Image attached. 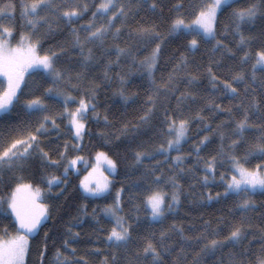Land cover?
I'll return each instance as SVG.
<instances>
[{"label":"snow or ice","instance_id":"snow-or-ice-1","mask_svg":"<svg viewBox=\"0 0 264 264\" xmlns=\"http://www.w3.org/2000/svg\"><path fill=\"white\" fill-rule=\"evenodd\" d=\"M235 0H192L190 7L194 15L191 24L185 23V20L179 14L172 19L169 27V35H178L185 33L191 35L192 39L188 41V50L195 51L198 49L199 44L203 41L212 44L213 52H226L235 57L236 52L233 51L225 43V38L229 32L239 39L236 41V50L243 51L240 57L241 65L247 64L249 59L252 58L250 47L252 41L256 37L246 35L241 29L244 25H254L257 19H264V0H249L245 7L233 8L231 12L232 27L225 26L221 37L217 38L216 22L218 15L226 8L231 7ZM94 3V11H91V18L86 24L81 25L79 28L72 27L76 20L83 19V17L91 10L93 5L88 3V0H21L20 16H21V32L15 44H13L15 28L11 23L16 6L9 4L8 7L12 9L13 15L4 14V9H0V77L3 81L0 82V113L11 114L18 103H20V96L18 92L21 91V84L26 79V73L31 74L32 71H43V73L51 78L52 87L45 89V93L52 96L55 93L56 97H62L64 101V112L59 115L67 117L71 125L77 141L83 139L86 129V120L88 119V112L93 111L95 119L99 120V113L95 112L97 105L94 103L97 89L99 84H95L88 89L90 95L82 96L77 107L74 110L69 109V102L75 101L76 97L65 94L63 91L55 87L60 81H65L71 84V75L65 74L56 67V60L60 54H64L66 49L61 46L60 52H50L44 55L39 54L42 47L41 38L36 35L37 31L42 26H47L45 35H54L59 29L61 22L69 26V32L72 37V48L79 50L80 66L82 71L76 73V84H72L73 88L79 87V82L85 78V73L90 69L93 64L102 62L105 56H110L112 48L105 47L109 34L113 41H118L121 37L122 30L128 25L130 18H135L141 11L155 12L158 8L163 11L160 0H99V3ZM184 8L182 0H177V3L172 5L171 10L179 13L180 9ZM7 19L8 24L3 21ZM55 25V27H54ZM138 39L140 44H150L153 41H159L155 44L149 56L139 61L140 65L144 68L149 80L155 86V95H149L147 98L148 107L142 116L139 117L141 124L148 123L155 112L157 99L163 93H174L178 91L177 84L185 82L188 88L193 87L200 79L199 68L194 72L188 70L187 57L182 53L179 62H177L171 72H169L167 80L157 84L154 79V70L157 66L161 54V46L163 38L157 30V25L153 24H139V26L129 33ZM94 47L101 49V56L97 58L94 54ZM116 54V60H108L105 65L104 78L110 81L111 76L109 73L112 70V65L119 66L121 57H131L136 59L135 54L131 48L120 47L119 44L113 45ZM87 50V51H85ZM254 62L251 65V76L241 70L235 72L231 80L225 78L223 80L213 70L212 63H215L217 68L220 67L219 61H212L209 63L206 72L208 81L212 88L220 92L221 95L229 98V105L222 106L221 104L214 103V100L209 101V105L216 111L225 112L228 114V120H222L215 128L211 125L205 124V130L217 133L220 139L219 150L215 155L210 156L204 161L205 175L202 177L204 185L207 186L210 177L215 179L217 157L227 159L231 162L232 175L230 179H226L224 173L220 174V181L225 185L223 193L217 192L215 197L211 194L207 197L208 200L227 197L230 194H235L241 197L236 208L239 210L240 219L237 223L233 224L226 236L219 238L221 235L220 226L211 229L212 238L208 237V229L210 227L209 221H204V231L195 237L184 235V229L178 228L175 223L168 230H161L158 242L152 238H148L147 242L142 248L134 253L132 260L128 264H201L204 256L215 255L218 250L226 246L235 248L243 244L245 240H249L251 235L252 239H256L255 233L252 232L254 227L252 218L249 215L255 211L256 205L252 196L257 192L264 194V164H257L255 168L247 166L248 158L251 156L259 155L264 157V99H259L258 96L264 94V78L259 80L260 92L253 87L257 82V70L264 73V44L262 50L255 52ZM180 79L177 80V77ZM121 85L125 82V77L119 73ZM222 85L218 87L217 82ZM240 85H244L241 91ZM251 90V94H250ZM121 97L127 102L130 97L125 96L121 90ZM191 98L193 102L197 100V93L194 91L182 92L180 96L176 97V111L170 112L168 108L163 112V123L166 124L167 146L163 143L155 150L149 151H136L134 162L140 164L143 158L154 159L156 154H163L165 162L172 150L178 154L171 157L173 164L170 165L173 169L179 168V172L173 171L171 175L164 180L163 174L155 175L157 166L161 161H156V166L146 170V175L151 176L152 179L148 187L143 189L142 192V206L146 210L147 215L151 221H162L165 218L166 212L177 211V206L181 203V188L179 183L180 173L185 172L181 167L186 157L193 155L189 151L186 155L181 154V144L186 140L189 131V124L192 119L205 121L206 117L202 115L204 108L196 111L195 116L183 115L184 101ZM235 101V103H233ZM22 108L25 112L32 113H47L48 105L39 96L26 99L22 103ZM213 111L212 115L216 114ZM237 112L240 113L239 118H236ZM255 118V119H254ZM105 123H108V116L105 114L103 117ZM51 121L53 128H59L56 116L49 114L43 115L39 121L38 126L33 130L30 125L24 127L8 125L7 130H0V181L4 180L5 173H15L22 171L30 159L38 156L46 167H59L61 162L65 159L68 151L67 141L64 144V150L58 152V158L53 159L49 151H45L41 146L40 135L47 132V122ZM234 124V127H230ZM255 130L258 135L255 141L248 144L244 157L235 155V149L242 143L246 142L245 133ZM123 131L127 133L128 125L124 126ZM164 132L163 129H161ZM103 135V134H102ZM235 137V139H233ZM118 139V138H117ZM230 143L225 145V140ZM211 143L210 136H202L197 143L193 144L197 162L202 158L200 157L201 151L208 147ZM76 149L81 147V144L74 145ZM227 148V150H225ZM103 158L108 167L106 171L114 173L117 169V164L104 152H97L96 159L99 161ZM82 157H75L64 165V172L61 176L52 175L47 183L49 191L53 185H61L67 183V175L69 168H76L78 160ZM96 168H93V172ZM188 171H191L189 169ZM92 173H89L91 176ZM13 177H9L12 179ZM16 179H21L16 177ZM171 184L172 192L171 199H168L169 193L160 186L161 181ZM152 185H155L153 187ZM80 186L86 196L98 197L103 195L109 190L110 180L107 176H103L101 180H97L94 186H91L89 177L86 176L80 181ZM135 187L140 188V184ZM124 189L121 188L116 193L115 201L112 205L104 208L106 215L114 220L113 227L108 232L107 241L108 246L113 251L111 260L106 256L101 264H119V250H128V245L132 240V224L127 223L124 216L118 213L122 211L121 198ZM27 193V195H24ZM40 189L37 188L32 192L30 184L17 183L13 189L11 197L7 200L0 198V222L9 220L14 217V232L9 231L10 225L6 224L0 231V264H25V256L30 251L29 238L33 235H38L39 228L44 220L48 219V205L38 204L37 199L40 197ZM61 192L56 195H62ZM137 193L130 195V200L136 198ZM6 204V207H5ZM140 204H135L134 209L138 212ZM264 217V213H260ZM139 220V216L136 217ZM260 233L259 240L261 241L260 253L256 257L255 264H264V226L258 228ZM170 233H175L179 236L178 241H173ZM155 234H153L154 237ZM79 232H73L71 227L67 228L65 238L62 241V246L57 248L53 258V264H89L86 257L80 256L75 258L77 249L74 246L79 238ZM49 233H44L43 241L41 242V249L38 252V264H44L47 258ZM202 240H206L199 250H194V257L188 261V246L199 245ZM251 243V240H249ZM64 249H69L70 254H65ZM97 252L99 250H96ZM248 249L244 248L241 256L247 254ZM229 264H246L245 260L239 258L236 253H231ZM247 264H252L248 261Z\"/></svg>","mask_w":264,"mask_h":264},{"label":"trees","instance_id":"trees-1","mask_svg":"<svg viewBox=\"0 0 264 264\" xmlns=\"http://www.w3.org/2000/svg\"><path fill=\"white\" fill-rule=\"evenodd\" d=\"M90 1L93 7L83 19L76 20V25L86 24L90 18L91 11L95 10L93 0ZM98 2L99 0H95V3ZM182 2L184 3V8L180 9L179 13H177L171 10L172 5L177 3V0H160L163 8L162 12L159 8L155 12L141 11L135 18H130L128 25L122 30L121 37L118 41H113L111 34H109L105 42V47L112 48L111 55L105 56L101 63L91 65L90 69L85 73V78L79 82L78 88H73L71 85L77 83L76 73L82 71L80 66V60L82 58L79 56V50L72 48L71 36L56 40V46L60 45L66 49V52L60 54L56 60V67L65 72L66 76L70 74L72 80L71 84L60 81L55 87L65 94L76 97L75 102H77L82 96L90 95L88 92L89 88L95 84H99L100 87L97 89L94 103L97 105L95 112L99 113L100 119H95L93 111L88 112L83 142L81 147L76 149L74 147L75 141L72 131L67 125L66 117L62 118L58 114V109L54 104L50 108V111L52 116H56L59 128H53L51 121L47 122L48 130L40 135V141L41 146L44 147L45 151L50 152L53 159L58 158V152L64 150V144L67 141L68 151L65 159L59 167H46L39 157L36 156L29 160L22 171L5 173L4 180L0 181V198L4 200L11 197L12 191L17 183H22L30 184L32 192H35L39 188L41 194L37 199V203L48 205V219L43 221L38 235H33L29 238L30 251L26 255L25 264H38V252L41 249V242L43 241L45 232L49 233V239L47 258L44 264H53L55 251L62 246V241L65 238L68 227H71L73 232L80 233L77 243L74 245L77 249L75 258L84 256L89 261V264H101L106 256L111 260L112 253L115 250L108 246L109 242L106 238L108 232L113 227L114 221L103 214V209L114 203L116 193L121 188L124 191L121 198L122 211L119 212V215L124 216L127 223L132 224V240L128 245L127 251L121 249L117 253L120 258L119 264H128V261L133 259L136 251H142L148 238H152L158 242L161 230L170 229L173 223L178 228L182 227L184 229V235L195 237L204 231V221H209L208 237L211 239L212 228H216L219 225L221 230L219 238H223V236L228 234L231 226L239 221L240 213L236 205L239 203L241 197L230 194L219 200L207 199L209 194L215 197L217 192L223 193L224 185L220 181V174L224 170H230L231 162L227 159L217 157L215 179L213 180L210 177L207 186L204 185L202 180V177L206 174L204 171V161L210 156L215 155L220 145L219 135L205 130L204 125L209 124L211 128H215L222 120H228V114L216 111L209 105V101L214 100V103L221 104L222 106L229 105V98L221 95L220 92L212 88L208 81L206 69L210 62L219 61V68H217L215 63H212V67L221 80L225 78L231 80L232 75L241 70L245 71L250 78L251 65L255 58L254 54L257 50H262V44H264V19H257L254 25L242 26L241 30L246 35L250 34L256 37V39L252 41L250 47L252 58L249 59L247 64L241 65L240 57L244 53L243 51L236 50V41L239 37L236 36L234 39L231 31L225 38V43L236 52L235 57H232L231 54L226 52H213L212 44L215 41L210 43L202 41L197 50L189 51L188 41L192 39L191 35H186L185 33L169 35L171 21L178 14L182 16L185 23H191L195 18L190 7L192 0H182ZM248 2L249 0H235L231 7L219 13L216 22L217 38L221 37V33L224 31L226 25L230 28L233 26L232 9L245 7ZM9 4L16 6L12 19L15 28L12 42L15 44L22 30L20 16L21 0H0V8ZM11 15H13L12 9ZM141 23H154L157 25V30L163 38L161 54L154 70V79L157 84L167 80L169 72L179 62L182 53L187 57L189 71L194 72L197 68L200 70V79L193 87L188 88L185 81L179 82L176 85L178 91L174 93H163V90H161L162 95L157 99L155 112L151 120L144 124L139 122V117L144 114L149 106L147 103L148 96L155 95V86L149 80L147 73L139 61L149 56L155 44L159 41L142 45L134 33L130 37L129 33ZM56 38V36L53 37V39ZM51 41V39L47 40V42ZM114 44H119L120 47L131 48L136 59L121 57L119 66L112 65V70L109 73L111 80L108 81L104 78V71L109 59L116 60ZM54 52L59 53L60 48ZM94 54L99 58L101 56V49L94 47ZM117 73L125 77L123 85H121ZM256 75L257 82L253 87L259 93V80L264 78V73L257 70ZM42 76L32 79L30 83L27 81L28 76L26 77L23 83L30 91L25 94H19L20 103L16 105L15 110L11 114L0 113V130L6 131L9 124L19 127L30 125L34 130L44 114H29L22 108L23 101L34 98V96L41 97L42 100L44 99V102H58L64 110L62 97H56L55 93L52 96L45 93V89L53 85L52 83L49 85V79L46 75L41 78ZM180 76H183V73H180L177 80L180 79ZM217 84L218 87L222 88L219 81ZM239 87L242 91L244 85H240ZM121 90L125 96L130 97L127 102L119 94ZM186 90L196 92L198 98L195 102L190 97L184 101L183 115L194 117L198 109L204 108L202 115L206 119L205 121L192 119L189 124L187 138L181 144V154L186 155L189 151H192L193 155L186 157L184 163L181 165L185 169V172L180 173L179 177V183L182 185V188L181 203L177 206L178 210L175 212H166L165 218L162 221H151L141 203L143 189L148 187L152 179L151 176L146 175V170L156 166V161H161V164L157 166L155 175L163 174L164 180H167V177L173 171L179 172V168L173 169L170 167L173 164L171 157L176 156L178 153L172 150L167 162H165L163 154H156L154 159L143 158L140 164H135V152H155L161 143L165 145L167 126L163 123L164 109L168 108L170 112H174L179 116L180 113L176 111V97L180 96ZM258 98L264 99V94L258 96ZM63 110L61 113L64 112ZM213 111H216L214 116L212 115ZM105 114L108 116V123H105L103 119ZM239 116L240 113L237 112L236 118L238 119ZM125 125H128L127 133L123 131ZM230 127H234V124H231ZM204 135L210 136L211 143L201 151L200 157L202 159L197 162L195 150L192 146ZM257 135L258 133L255 130L246 132V142L235 149V155L241 158L244 157L248 144L254 142ZM228 143L230 141L226 139L225 145L227 146ZM97 152L106 153L107 156L116 162L117 169L111 175L110 189L106 194L98 197L86 196L80 188V181L92 166ZM77 156L83 159L79 160L76 169L69 168L67 183L59 186L53 185L51 191H49L48 179L52 175L63 178L64 165ZM257 164H264V157L255 155L248 158V167L254 168ZM189 169L191 171H188ZM9 177L13 178L9 179ZM16 177H20L21 179H16ZM164 180L161 181L160 186L169 193L168 199L170 200L172 186L171 184L164 183ZM136 184H140L141 187H135ZM152 186L155 187V185ZM61 189H63V194L56 195V193L61 192ZM132 193H137L134 200H130ZM24 195H27V193ZM252 199L255 202L256 209L249 215L252 218L254 225L252 232L255 233L256 239L253 240L250 235L249 240H251V243H249V240H245L243 244L235 248L226 246L218 250L215 255L204 256L201 264H229L231 253H236L239 258L245 260L246 264L248 261L255 264L261 246L258 228L264 226V217L260 215V213H264V194L257 191L252 196ZM135 204L141 205L138 212L134 209ZM137 216H139V220L136 219ZM6 224L10 225V232L15 231L13 226L14 217L11 218V223L9 220L0 222V231H2L3 226ZM153 234H155L154 237ZM170 235L173 241L179 240L177 234L170 233ZM204 243H207V241L202 240L199 245L188 246L189 262L195 254L193 249L198 251ZM244 248L248 249L247 254L241 256ZM96 250L99 251L97 252ZM64 252L65 254H70L69 249H64ZM169 264H171V258H169Z\"/></svg>","mask_w":264,"mask_h":264},{"label":"rangeland","instance_id":"rangeland-1","mask_svg":"<svg viewBox=\"0 0 264 264\" xmlns=\"http://www.w3.org/2000/svg\"><path fill=\"white\" fill-rule=\"evenodd\" d=\"M124 2L126 3L127 2V0H124ZM88 3L90 4L91 3V1L90 0H88ZM99 3V2H98ZM0 9H4V14H7V15H11V8H9L8 7V5L7 6H4V7H1ZM90 18H91V15H90ZM89 18V19H90ZM5 24H8L9 23V21L7 20V19H5L4 21H3ZM11 23L14 25V21L12 20L11 21ZM192 23V22H191ZM191 23H187V24H191ZM81 25H76V23L74 24V25H72V27H77V28H79ZM54 27H55V25H54ZM47 32V26H42V27H40L39 28V30L37 31V33H36V35L37 36H39L40 38H41V45H42V47L40 48L41 50H39V54L40 55H44V54H46V53H50V52H52V51H56L57 49H59L61 46L60 45H58V46H56L55 45V42H57L56 40H58V38L59 39H61V38H68V37H70L71 35H70V32H69V26L68 25H66V24H64L63 22H61L60 23V25H59V29L55 32V34L54 35H45V33ZM57 37L56 39H53V37ZM52 40L51 42H47V40ZM29 72L31 73V74H28V73H26L25 75H26V77L28 76V79H27V81L30 83L31 81H32V79H34V78H36V77H39V76H42L41 78H43L44 76H45V74L43 73V71L41 70V71H32L31 69L29 70ZM41 78H39V79H41ZM48 79H49V85H51V78L50 77H47ZM3 77H0V82H2L3 81ZM31 85V84H30ZM28 91H30V90H28L27 89V87H26V85L22 82V84H21V91H19L18 92V95L20 94H25L26 92H28ZM44 100V99H43ZM63 100V99H62ZM45 103L48 105V112L47 113H43L44 115L45 114H49V115H51L52 113H51V111H50V108L51 107H53V105L55 104L56 105V108L58 109V114H60L61 113V111L63 110V108L59 105V103L58 102H55V101H52V102H49V101H45ZM77 105H78V101L77 102H75V101H70L69 102V108H70V110H74L75 109V107H77ZM64 111V110H63ZM66 122H67V125L69 126V128H71V125H70V123H69V120H68V118L66 117ZM72 131V130H71ZM85 134V133H84ZM72 135H73V138H74V141H75V144H77V143H79V144H82V142H83V139L82 140H80V141H77L76 140V138H75V135H74V133H73V131H72ZM83 138H84V135H83ZM168 138V137H167ZM184 142V141H183ZM182 142V143H183ZM165 146H167V139H166V142H165ZM109 157V156H108ZM110 158V157H109ZM79 162V160L77 161V163ZM76 166H77V164H76ZM96 168V171L95 172H93V168ZM107 167H108V165H107V163H106V161L103 159V158H101L99 161H97V159H96V156H95V158H94V161H93V163H92V166L90 167V169L88 170V172L83 176V178L82 179H84L86 176H88L89 177V181H90V184H91V186H94L95 185V182L97 181V180H101L102 178H103V176H107L108 178H109V180H110V184H111V175L113 174V173H109L108 171H106V169H107ZM256 167V166H255ZM254 167V168H255ZM76 169V168H75ZM89 173H92V175L91 176H89ZM223 173L225 174V176H226V179H230V177H231V175H232V171H231V168H230V170H224L223 171ZM224 185V184H223ZM224 187H225V185H224ZM80 188H81V186H80ZM109 189H110V186H109ZM81 190L83 191V189L81 188ZM109 191V190H108ZM108 191H106L104 194H106ZM84 192V191H83ZM103 214L106 216V217H108V218H110L111 220H113L110 216H108V215H106L105 214V212H104V209H103ZM119 214V213H118ZM114 221V220H113ZM25 258H26V256H25Z\"/></svg>","mask_w":264,"mask_h":264}]
</instances>
